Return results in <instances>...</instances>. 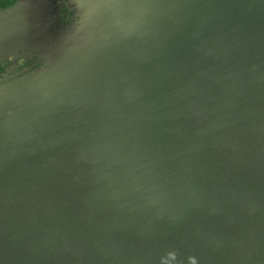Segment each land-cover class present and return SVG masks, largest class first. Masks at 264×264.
<instances>
[{
  "label": "water",
  "instance_id": "water-1",
  "mask_svg": "<svg viewBox=\"0 0 264 264\" xmlns=\"http://www.w3.org/2000/svg\"><path fill=\"white\" fill-rule=\"evenodd\" d=\"M74 1L0 10V264H264V0Z\"/></svg>",
  "mask_w": 264,
  "mask_h": 264
},
{
  "label": "flooded vegetation",
  "instance_id": "flooded-vegetation-1",
  "mask_svg": "<svg viewBox=\"0 0 264 264\" xmlns=\"http://www.w3.org/2000/svg\"><path fill=\"white\" fill-rule=\"evenodd\" d=\"M8 4L5 6H0V10L6 9L12 6ZM59 9L57 16V26H60L62 23L70 19H76L75 10L71 6V0H58ZM43 62L40 59L39 54L37 53H26L22 57H5L0 61V80L13 78H20L27 73L37 70L41 67Z\"/></svg>",
  "mask_w": 264,
  "mask_h": 264
},
{
  "label": "bare ground",
  "instance_id": "bare-ground-1",
  "mask_svg": "<svg viewBox=\"0 0 264 264\" xmlns=\"http://www.w3.org/2000/svg\"><path fill=\"white\" fill-rule=\"evenodd\" d=\"M80 3L83 4V5L85 4L84 0H80ZM84 11H85V10H84ZM84 11L82 10V11L80 12V17H81L82 19H84V17H85V13H84ZM86 29H87V26H81V27L76 31V33L71 37L70 41L79 38V37L85 32ZM70 41H69V42H70ZM47 74H48V73H47ZM49 74H50V75H49ZM49 74H48L49 76L54 75V71L49 72Z\"/></svg>",
  "mask_w": 264,
  "mask_h": 264
},
{
  "label": "rangeland",
  "instance_id": "rangeland-1",
  "mask_svg": "<svg viewBox=\"0 0 264 264\" xmlns=\"http://www.w3.org/2000/svg\"><path fill=\"white\" fill-rule=\"evenodd\" d=\"M71 6H72V8H74L75 14H76L77 13V3L74 0H71ZM74 20L75 19H70V20L66 21L65 23H62L60 26H58L56 28V30L53 33H56L58 31H60V29L63 28V27H67L68 28V26L70 24H72ZM41 66H43V64ZM1 80H2V82H5L6 79H1Z\"/></svg>",
  "mask_w": 264,
  "mask_h": 264
},
{
  "label": "trees",
  "instance_id": "trees-1",
  "mask_svg": "<svg viewBox=\"0 0 264 264\" xmlns=\"http://www.w3.org/2000/svg\"><path fill=\"white\" fill-rule=\"evenodd\" d=\"M15 0H0V6H5L8 4H12Z\"/></svg>",
  "mask_w": 264,
  "mask_h": 264
}]
</instances>
